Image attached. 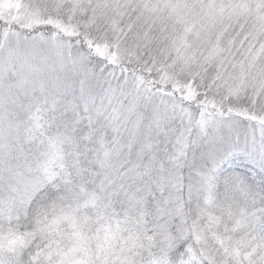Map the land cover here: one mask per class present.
Segmentation results:
<instances>
[{
	"label": "snow or ice",
	"instance_id": "snow-or-ice-1",
	"mask_svg": "<svg viewBox=\"0 0 264 264\" xmlns=\"http://www.w3.org/2000/svg\"><path fill=\"white\" fill-rule=\"evenodd\" d=\"M0 264H264V0H0Z\"/></svg>",
	"mask_w": 264,
	"mask_h": 264
}]
</instances>
